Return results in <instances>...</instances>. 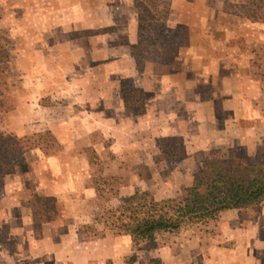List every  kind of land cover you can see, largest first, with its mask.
I'll use <instances>...</instances> for the list:
<instances>
[{"label": "rangeland", "instance_id": "obj_1", "mask_svg": "<svg viewBox=\"0 0 264 264\" xmlns=\"http://www.w3.org/2000/svg\"><path fill=\"white\" fill-rule=\"evenodd\" d=\"M77 5L80 13H70ZM113 5V0H0V264H172L173 254L186 264L181 245L200 231L214 234V220L159 230L135 244L114 231L112 212L135 193L145 192L155 202L177 195L210 155L231 150L254 161L264 154V120L225 124L231 110L220 109L221 96L212 99L208 86L198 90L204 101H214L217 125L208 126L210 135L188 127V136L172 127L177 133L166 134V126L136 124L131 111L119 123V111L111 110L116 120L105 125L103 89L120 86L137 113L146 102L134 78L122 76L128 64L112 62L125 42L112 25ZM89 23L92 28H76ZM185 34L166 32L160 19L145 18L131 45L137 70L155 58L169 62ZM253 41L263 51L264 30L255 28ZM73 85L94 103L89 132L80 124L85 110L71 104ZM254 101L264 116V94ZM59 106L68 109L56 111ZM27 145L41 153L26 154Z\"/></svg>", "mask_w": 264, "mask_h": 264}, {"label": "crops", "instance_id": "obj_2", "mask_svg": "<svg viewBox=\"0 0 264 264\" xmlns=\"http://www.w3.org/2000/svg\"><path fill=\"white\" fill-rule=\"evenodd\" d=\"M135 1L113 0L114 5L109 7L116 36L121 35L125 41L118 44L111 58L114 63L128 64L122 76H132L135 86L146 96L144 111L134 112L136 108L128 104L126 92L114 85L112 89H103L106 96L99 103L105 114L102 117L105 125L115 122L117 116L122 123L123 115L131 111L129 114L136 124L166 126V134H175L179 130L178 134L186 132L184 136H188V128H197L210 135L212 129L207 132L208 126L217 125L216 116L213 117L215 106L214 101L206 102V98H201L198 89L204 86L209 87L212 99L216 95L221 96V110H231V116L224 119L225 124L228 119L230 123L239 119L264 120L262 107L256 106L254 101L257 94L262 93L261 85L252 77L250 70V59L260 49L256 43L260 41H253L255 28L264 30V22L245 15L247 0H167L166 5H160V8L167 9L164 20H161L163 28L166 32L184 31L186 42L176 48L169 62L155 58L147 62L141 72L137 70L131 53V45L138 40L140 24ZM86 12L89 13V8ZM70 13L79 14L78 5ZM92 27V23L76 24L78 29ZM239 39L245 40L242 46L234 43ZM71 88L76 98L71 104H79V108L85 110V121L80 124L82 130L89 132L90 119L95 118L92 113L96 110L94 103L88 94L84 96L86 93L82 90H77L74 85ZM67 109L59 106L55 110L62 112ZM111 110H118L119 115L114 116ZM61 120L65 123L66 119ZM78 128L73 129L79 132ZM199 131L198 134L194 132L198 139L201 137ZM21 134L23 137L28 135L26 132ZM212 134L216 137L215 132ZM55 138L57 140L58 137ZM188 139L192 138H184L185 141ZM29 153L40 154L41 150L39 147L30 148L26 151ZM259 209L246 215L238 213L242 209L225 210L212 219L215 222L214 234L204 230L198 235H190L181 245L184 253L188 254L186 264H264V207ZM226 240L231 244L225 243ZM171 258L170 263L179 264L176 255H171Z\"/></svg>", "mask_w": 264, "mask_h": 264}, {"label": "trees", "instance_id": "obj_3", "mask_svg": "<svg viewBox=\"0 0 264 264\" xmlns=\"http://www.w3.org/2000/svg\"><path fill=\"white\" fill-rule=\"evenodd\" d=\"M137 1L140 22L155 17L164 20L167 9L160 8L159 0ZM245 15L264 22V0H247ZM250 70L264 94V50L250 59ZM34 146L27 145L26 149ZM263 201L264 154L250 161L229 150L226 155L213 154L204 159L192 182L175 196L158 202L145 192L124 198L116 210L119 214L115 217L116 212H112L110 225L136 244L159 230H177L186 222L215 219L225 210H257Z\"/></svg>", "mask_w": 264, "mask_h": 264}]
</instances>
